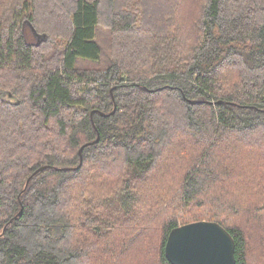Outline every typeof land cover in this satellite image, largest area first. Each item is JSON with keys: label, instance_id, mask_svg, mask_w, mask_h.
<instances>
[{"label": "trees", "instance_id": "16d2710c", "mask_svg": "<svg viewBox=\"0 0 264 264\" xmlns=\"http://www.w3.org/2000/svg\"><path fill=\"white\" fill-rule=\"evenodd\" d=\"M200 220L264 264V0H0V264H170Z\"/></svg>", "mask_w": 264, "mask_h": 264}, {"label": "water", "instance_id": "95a60500", "mask_svg": "<svg viewBox=\"0 0 264 264\" xmlns=\"http://www.w3.org/2000/svg\"><path fill=\"white\" fill-rule=\"evenodd\" d=\"M30 28L37 43L45 39L44 34L37 33L31 25ZM81 150L82 147L79 149L78 166L68 169L75 170L81 165ZM45 167L33 171L26 184ZM234 249V240L224 227L214 221L200 220L172 228L167 235L164 252L170 264H235Z\"/></svg>", "mask_w": 264, "mask_h": 264}, {"label": "rangeland", "instance_id": "374dc122", "mask_svg": "<svg viewBox=\"0 0 264 264\" xmlns=\"http://www.w3.org/2000/svg\"><path fill=\"white\" fill-rule=\"evenodd\" d=\"M100 29L102 30V31H101L102 34H100V35H101L102 37H103V35L105 36V33H104V30H105V29H104V28H101V27H100ZM103 39H104V38H103Z\"/></svg>", "mask_w": 264, "mask_h": 264}]
</instances>
